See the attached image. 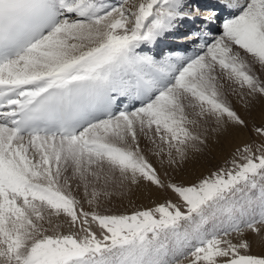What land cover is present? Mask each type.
Segmentation results:
<instances>
[{"label": "snow or ice", "instance_id": "6c2138e0", "mask_svg": "<svg viewBox=\"0 0 264 264\" xmlns=\"http://www.w3.org/2000/svg\"><path fill=\"white\" fill-rule=\"evenodd\" d=\"M217 5L228 14L221 33L186 37L202 40L200 51L156 56L145 47L185 21L206 28L217 9L0 0V264H264L246 240L229 239L250 230L264 240V144L244 145L229 169L181 185L165 183L140 143L161 164L182 163L207 145L209 122L217 132L247 126L222 80L264 97L254 71L264 69V0ZM119 97L139 106L116 109ZM255 132L264 137V126ZM142 183L180 203L100 211Z\"/></svg>", "mask_w": 264, "mask_h": 264}, {"label": "rangeland", "instance_id": "374dc122", "mask_svg": "<svg viewBox=\"0 0 264 264\" xmlns=\"http://www.w3.org/2000/svg\"><path fill=\"white\" fill-rule=\"evenodd\" d=\"M214 0H198L199 3H201L198 6H202V9H209L214 8V5L207 4V2H212ZM122 2V1H121ZM120 2V3H121ZM135 2V0H133ZM190 3H192L194 6H197L194 4V0H190ZM227 17V16H226ZM198 24H202L203 22L200 19H197L195 21ZM222 20L215 21L214 23H217V30L216 36L219 35L222 31L220 28L222 25ZM219 24V28H218ZM189 36V33L184 32L183 36H172L173 38L181 37L180 41L183 44L184 47L190 46L191 41L195 39H187L186 37ZM212 38V37H211ZM195 45V44H194ZM161 53H165L166 49H161ZM151 51V50H148ZM150 53V52H148ZM159 55L161 54L160 51L157 52ZM153 54L154 53H150ZM244 55V53H241ZM157 55V56H159ZM251 58L249 57V60ZM254 71L257 75L261 77V79H264V69H262L259 65H255ZM224 84V91L226 93L227 100L231 104L234 110L237 111V113L242 117V119L246 122V127H242L244 131L245 137L242 139L243 142L235 147L232 146L231 150H229L225 155L221 154V156H214L212 154H209L206 152L205 154L199 156L198 158V164L196 169L194 167L193 157H190L192 153H189L188 158L182 162L179 163V167L181 168V172L174 171L170 174H165V177L162 179L167 182H175L177 184L181 185H190L193 183L199 182L200 179L210 176L212 173L220 170L221 168L229 169L231 167V161L234 157H236V150L238 148H242L244 145H252L253 151H256V148L258 145L264 144V137H260L256 132L255 128L264 126V112L263 116L261 118V115L259 113H255L252 118L251 114L254 111V108L256 105L261 102V100H264V97L259 96L258 94L254 97H250L247 95V90H240L237 88L236 85L230 84L226 81V79L221 81ZM235 89V90H234ZM259 105V104H258ZM206 126H208L210 129H215V125L212 122H209ZM238 126L235 125H229L227 128H232L231 130L228 129L227 133L229 135L234 136L235 134V128ZM208 136H211V133L207 134ZM224 145H221L220 148H223ZM194 153V152H193ZM198 153V152H195ZM259 155V152L256 153ZM238 159V157H236ZM73 185V192L74 194L78 195L83 201L82 196V189H77L76 185L73 184V181H71ZM76 184V183H75ZM141 187V192L144 194H151L152 196L145 201L144 194H137V192L132 196L133 198H129L128 196H114L110 200L106 201L105 204H102V207L100 208L101 212H108L113 214H131L136 210L140 209H146V208H152L160 203H164L168 200H171L173 203L179 204L180 202L178 199L171 194L169 191L164 190H151V188H155L154 186H148L144 183L139 185ZM152 192V193H151ZM149 199H154L152 205H148L147 203ZM107 204V205H106ZM84 206L87 208V204L85 203ZM63 219V218H61ZM261 227L262 232H264V226ZM63 232L67 233L69 231H74V229H70L67 224H65L64 228L62 229ZM239 236L235 239H233V243H239L241 241L246 240L250 247L248 250V254L256 255V256H264V240L261 239L260 236L256 235L255 233L251 232L250 230H245L242 234H233L229 239L235 236ZM245 237V238H244ZM244 238V239H242ZM243 252V250H242Z\"/></svg>", "mask_w": 264, "mask_h": 264}, {"label": "bare ground", "instance_id": "6f19581e", "mask_svg": "<svg viewBox=\"0 0 264 264\" xmlns=\"http://www.w3.org/2000/svg\"><path fill=\"white\" fill-rule=\"evenodd\" d=\"M121 1L122 0H109V2L113 3V4H119ZM194 4H196L198 6L201 3H199L198 0H194ZM207 4L214 5V8L217 9V11L219 13V18L216 21L220 20L221 18H226V16L228 15L226 11L221 10L219 8V6L217 5V0H214L212 2H207ZM199 7L202 8V6H199ZM192 25H194L193 29H191ZM216 27H217V24H216ZM219 27L220 26H218V28ZM202 28L205 31L203 23L202 24H198L196 22H191V21L182 22V24L180 25V27L178 28V30L176 32H174L171 35H169L166 39L158 42L157 45H155V46H146L144 51L148 52V50H153L154 49V53H155L156 50H157V52H159L161 49L164 48V49H166V51H164L165 54L169 53V52H178V53L183 54V55H188L187 47H189V46L184 47L183 44L180 41L181 37L183 36V33L186 32V33H189V35H190L192 32H195V31H197L199 29H202ZM215 34H216V31L214 30L209 35V38L211 39V37H215L216 36ZM175 35L176 36H181V37H177L175 39V38L172 37V36H175ZM190 43H191V45H194V44H197L198 41L192 40ZM179 46H181V47H179ZM159 47L161 48L160 50H159ZM196 48H198L199 51H200V48L198 47V45H196ZM258 104L254 108V111L252 112L250 118H252L253 115L256 112L259 113L261 115V118H262V116H263L262 114L264 112V100L262 99L261 102H259ZM206 128H207V132L206 133L207 134L211 133V136L207 137V140H208L207 145L202 147V150L199 151L198 153H195L196 151H191L190 152V153H192V155L190 157H193V162H194V167H192V169L193 168L196 169L197 164H198L199 156L205 154L206 152H208L209 154H212V155H214L216 157L221 156V154L225 155L229 150H231L232 146H235V147L239 146L243 142L242 139L245 137L243 128L241 126H238L237 128H235L234 136L229 135L227 133V130L228 129L231 130L232 128H226V129H224L223 131H220V132H217L214 129H210L208 126H206ZM140 143H141V147L144 149L145 155H147L148 158L150 159V161L154 164V166L157 167V169L161 173L162 178L165 177V174H170V173H173L174 171L181 172V168L179 167V163H177L176 165H169V164H167V162H165L164 164H161L160 159L151 154V152L149 151L151 145L143 137L141 138ZM221 145H224V147L220 148ZM162 173H165V174H162ZM72 181H73V184L76 185L75 183H77V181L76 180H72ZM141 189H142L141 187L133 185V186L130 187V190L124 196H128L129 198L130 197L133 198L132 196L136 192H137V194H144V193L141 192ZM152 189L155 190L156 188H151V190ZM143 196L145 197V201L142 202V203L145 204L147 199L150 198L152 195L151 194H144ZM106 201H108V200H105L103 202V204H105ZM153 201H154V199H149V201L147 203V206L148 205H152ZM237 237H239V236L237 235L235 237H232L231 240H233V239H235ZM244 238H242V239H244ZM185 264H187V262H185Z\"/></svg>", "mask_w": 264, "mask_h": 264}]
</instances>
